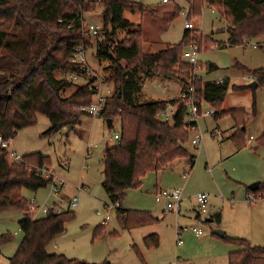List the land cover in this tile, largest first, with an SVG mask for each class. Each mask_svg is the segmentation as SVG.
<instances>
[{
	"label": "trees",
	"instance_id": "obj_1",
	"mask_svg": "<svg viewBox=\"0 0 264 264\" xmlns=\"http://www.w3.org/2000/svg\"><path fill=\"white\" fill-rule=\"evenodd\" d=\"M188 3L190 19L200 16L206 5L227 23L228 42L216 44L208 39L206 47L225 50L243 45L249 39H264V0H188ZM99 5L104 10L105 40L99 44L97 56L111 62L113 77L109 83L114 85L99 118L121 122L120 141L105 152L103 188L110 203L118 205L121 229L132 231L160 220L151 212L124 209L122 203L126 192L140 189L148 173L164 171L178 161L188 160L191 169L195 166L196 157L187 149L191 138L186 120L187 105L180 99L143 105L134 102V91L145 78L177 79L184 85V91L188 90V77L178 70L188 69L182 56L190 43L196 41L192 39V31L186 30L174 47L150 54L144 52L142 31L135 30L137 26L124 17L127 10L154 12L139 3L125 0H0V137L4 141L14 140L20 131L35 126L39 115L51 123V129L43 135L49 137L78 125L80 118L87 115L81 108L94 102L96 92L83 86L72 96L64 97L73 83L66 78L57 79L56 74L66 77L71 73H86V69L72 60L77 48H88L84 41V14L94 12ZM119 31L126 32L128 38L114 44ZM261 49L264 52V47ZM236 68L252 74L259 84L258 89L264 88V68L254 71L240 65ZM217 70L214 64L208 66V73ZM141 73L145 77H141ZM193 88L200 114L207 105L214 110L212 118L216 121L230 117L235 124L232 140L239 150L246 148L247 124L256 113L255 100L251 114L245 108L224 110L223 105L230 90L250 91L249 86L232 85L230 79L225 78L221 82L197 79ZM169 106L177 107L173 122L159 121L157 116ZM256 145L264 148V133L256 140ZM9 157L10 152L0 148V214L17 210L25 216L19 224L24 239L9 264H89L47 252L55 240L66 234L68 224L75 218L73 211L56 213L50 209L44 217L33 219L29 213L30 203L19 196L23 190L37 193L52 184L53 177L45 178L40 172L51 169V158L38 152L22 156L19 164L10 163ZM258 187L256 192L247 191L263 198L264 183H259ZM215 222L221 224V215ZM102 235L103 229H100L95 238ZM221 239L237 247L229 255V264H264V247L252 246L245 239L229 236ZM10 240V235L1 237L2 243ZM144 243L148 249H157L160 238L153 234L146 237Z\"/></svg>",
	"mask_w": 264,
	"mask_h": 264
},
{
	"label": "rangeland",
	"instance_id": "obj_2",
	"mask_svg": "<svg viewBox=\"0 0 264 264\" xmlns=\"http://www.w3.org/2000/svg\"><path fill=\"white\" fill-rule=\"evenodd\" d=\"M127 1L137 2L149 10H154L145 13L127 10L124 15L127 21L137 26L135 30L142 31L145 53H156L180 43L187 22L200 31L199 35L193 32L192 39L196 41L190 45H200L199 63L202 69L196 70L187 65V70H178L181 75L188 77L187 82L192 75H196L198 80H201L202 76L204 82L229 78L232 85H249L252 81L248 77L244 80L245 75L236 68V64L252 70L264 68V52L261 49L264 47V39H249L243 45L225 50L215 46L206 47L208 39L217 41L216 44L226 43L229 39L226 21L209 6L205 5L200 16L190 19L188 0H167L166 4L163 0ZM176 7H181L183 13L173 18ZM103 11V7L99 5L94 12L84 14V41L88 44L90 75L73 82L72 87L65 91L64 97L72 96L79 88L93 80L102 87L103 95L110 96L114 91V85L109 83L113 76L112 64L109 60L103 61L97 56L99 44L105 40ZM91 25L101 29L99 41L91 39L86 33V27ZM126 37V32L119 31L114 44L122 42ZM187 50L189 46L185 49ZM209 63L217 65L219 70L207 74L206 66ZM123 65L125 66L124 63ZM142 74L141 77L144 76ZM56 77L59 80L67 79V76L59 74H56ZM182 90L183 84L177 79L145 78L134 91V102L143 105L175 100L181 96ZM250 91L230 90L223 109L246 108L252 113L253 92ZM256 95L262 104L264 90L259 88ZM212 110L207 105L203 107V111ZM252 121L255 128L259 121ZM113 122L110 127L108 120L104 118L84 115L78 125L47 137L43 135L51 129V123L45 116L39 115L37 124L20 131L8 150L11 152L13 149L20 156L40 152L51 158L50 170L58 182H64L62 192L65 204H58L61 210H70L73 199L79 200L78 208L72 210L75 218L68 224L66 234L48 247L49 254H62L69 259L89 264H229V252L226 254L222 251H230L232 246L220 237H213L216 230L226 233L229 237H233L235 233L242 237L252 235L255 242L264 245V199L258 198L251 203L248 197L254 199V196L247 193V188L255 184L249 183L252 178H259L258 180L264 182V148L257 154L250 151L248 144L246 148L239 150L235 142L230 140L235 132V124L230 117L218 121L212 117L198 119V127L196 132L191 133L188 144L191 154L197 157L193 169L188 160L178 161L164 171L148 173L142 180L140 189L126 193L123 208L151 212L160 221L141 230H122L117 210L110 203L103 188L105 152L107 147L113 148L117 145L114 137L121 133L120 120L114 119ZM214 132L215 136L212 135ZM222 132L225 137H221ZM196 134L202 136L199 147L192 144ZM222 139L224 143L221 142ZM8 160L10 163L13 161L11 156ZM160 190L168 193L177 190L182 192L179 213L169 210L168 201L157 202L156 196ZM200 194L208 195L210 204L208 213L201 214L199 220L197 218L200 213L196 209L195 199ZM19 196L29 203L35 201L38 216L43 215L44 208L59 201V197L52 196V184L37 193L23 190ZM107 205L112 208V219L104 227L101 224L110 211ZM220 211L223 218L219 229L217 223H208L206 220ZM24 217V214L17 210L0 214V264H9L23 242L24 234L19 224ZM192 228H200L205 235L197 238L191 231ZM100 229H103V235L95 238ZM155 233L160 236L159 248H146L143 238ZM4 235H10L11 240L2 243L1 237ZM208 239L210 241H206Z\"/></svg>",
	"mask_w": 264,
	"mask_h": 264
},
{
	"label": "built area",
	"instance_id": "obj_3",
	"mask_svg": "<svg viewBox=\"0 0 264 264\" xmlns=\"http://www.w3.org/2000/svg\"><path fill=\"white\" fill-rule=\"evenodd\" d=\"M164 3H167V0H164ZM186 30H190L192 32H196L197 35L200 34V31L194 27L193 24L187 22L186 24ZM199 32V33H198ZM86 33L89 35L91 39H95L96 41H99L101 38V29L97 26H87L86 27ZM201 51L200 45L197 43H193L192 45L189 46V50L185 51L182 56V60L187 63L188 66H190L193 69L196 70H201V64L199 63V53ZM72 63L76 65H81L83 69H86V73L84 75L76 74V73H71L67 76V79H70L71 83L78 81L80 77H87L90 75V69L88 68V60H87V48L85 46H81L76 49V54L74 55V58L72 60ZM197 81L196 75H192L190 78L188 84L189 88L188 90L184 91L183 94L180 97V100L183 101L184 104L187 105L188 107V114H187V123L190 125L189 131L190 133L196 132L197 127L193 126L194 123H197L198 119L200 117L203 118H209L212 117L214 114V111H202L201 114L199 112L198 106L195 104V97H196V92L193 88V84ZM93 82V83H91ZM89 84L85 85L84 87H88L89 90H94L96 92L94 96V102L87 107L81 108V110L87 114L90 117H99L102 111L105 109L106 105V100L109 97V95L105 96L102 94V87L96 84V82L91 81ZM110 94V93H108ZM177 113V107L174 106H169L166 110L161 112L158 116L157 119L159 121H168V122H173L174 117ZM115 140L118 142L120 141V134L115 135ZM13 140L10 141H4L2 137H0V148L5 149V150H10V147H12ZM202 143V136L199 134L195 135V138L192 140V144L196 147H199ZM10 156L12 157V162L15 163H22V156H20L16 151L12 149L10 152ZM40 172L45 178L53 177V182H52V196L54 197H59V203L60 205L64 204V194L62 190L64 189V182H58L57 179L54 176V173L51 170L47 169H41ZM251 194V193H250ZM254 196V199L252 197H248L249 202H255L258 198L264 199V197H258ZM157 202H161L163 200L168 201V208L170 211H176L177 213L180 212L181 210V204H182V192L180 190L174 191L173 193H168L166 191H159L156 196ZM196 201L198 204V210H199V217L198 219L200 220L201 214L206 215L208 213V208L210 204V197L206 194H200L196 197ZM79 205V200L77 198L73 199V201L70 204V209L74 210L78 208ZM114 208L117 210L118 205H113ZM53 207H47L44 208L42 213L45 216L50 209ZM37 207L35 205V201H32L29 204V213L32 216L33 219H37L39 214H37ZM107 209H110L109 213L107 214V217L103 220L101 226L106 227L109 222L112 219L111 211L112 208L108 207ZM56 213H61V211H57ZM191 231L195 234L197 238H200L204 235V232L200 228H192ZM181 234V231L179 232V235Z\"/></svg>",
	"mask_w": 264,
	"mask_h": 264
},
{
	"label": "crops",
	"instance_id": "obj_4",
	"mask_svg": "<svg viewBox=\"0 0 264 264\" xmlns=\"http://www.w3.org/2000/svg\"><path fill=\"white\" fill-rule=\"evenodd\" d=\"M127 1V0H126ZM164 1V0H163ZM137 3V2H136ZM166 4V3H165ZM189 4V3H188ZM189 9H190V4H189ZM214 10V9H213ZM215 11V10H214ZM181 13H183V9L181 8V7H176L175 8V10H174V12H173V18H176L177 16H179ZM185 32H186V29H185V31H184V33H183V36H184V34H185ZM213 34L212 35H214V32H212ZM227 33H228V30H227ZM229 34V33H228ZM183 36H182V38H183ZM208 37H211V36H208ZM128 37H126V38H124V40L125 39H127ZM212 38V37H211ZM229 38H230V35H229ZM213 39V38H212ZM214 40V39H213ZM229 40V39H228ZM261 40V39H260ZM146 41V40H145ZM153 41H159V40H153ZM215 41V40H214ZM217 42V41H216ZM264 42V41H263ZM219 43V42H218ZM227 43V42H226ZM147 44V43H146ZM165 44V43H164ZM177 45V44H176ZM206 45V44H205ZM175 46V45H174ZM173 46V47H174ZM166 47H168V46H166ZM168 48H172V47H168ZM167 48V49H168ZM162 50H165V49H161V50H158V52H160V51H162ZM158 52H156V53H158ZM150 54H155V53H150ZM211 64H213V63H209L207 66H206V73L207 74H209L208 73V66L209 65H211ZM215 65V64H214ZM236 65H238V64H236ZM124 66V65H123ZM217 66V65H216ZM240 66H242V65H240ZM218 67V66H217ZM242 67H244V66H242ZM244 68H246V67H244ZM246 69H248V70H250V71H254V70H252V69H249V68H246ZM218 70H219V67H218ZM217 70V71H218ZM92 71V70H91ZM243 73H244V80H246V78L248 77V79H250L251 81H252V83L253 82H255L254 80H253V75L252 74H250V73H248L247 71H244V70H241ZM216 72V71H215ZM213 73V72H212ZM113 77V76H112ZM155 78V77H154ZM201 78H202V80H203V77L201 76ZM147 79H149V78H147ZM225 79V78H224ZM224 79H219V80H211V81H206V82H221L222 80H224ZM251 83V84H252ZM233 85H236V84H233ZM250 85V84H249ZM249 85H247V86H249ZM236 86H246V85H236ZM261 90H264V88H260ZM257 90H259L258 88L256 89V90H252L251 89V91L250 92H252V91H257ZM183 92H184V85H183V90H182V93H181V95L183 94ZM245 92H248V91H245ZM181 97V96H180ZM180 97L179 98H177V99H180ZM252 98H253V102H252V106H253V103H254V100H255V102H256V113H255V115H253V116H251V118H250V120H249V122H248V124H247V139H248V145H249V147H250V151L251 152H253L254 154H257L258 152H259V150L261 149V148H258L257 146H256V140L264 133V100L263 101H261L262 102V104L260 103V98L258 97V95H256V93H253V95H252ZM169 101H172V100H169ZM160 102V101H159ZM246 109V108H245ZM252 111H253V109H252ZM250 113V112H249ZM251 114V113H250ZM253 120V121H252ZM251 121L253 122V123H256V122H258L259 121V123H258V125L257 126H255V128L252 126V123H251ZM113 124H114V122L112 121V126H113ZM197 124V126L196 127H198V122L196 123ZM234 134V133H233ZM212 135L213 136H215L216 135V133L214 132V133H212ZM218 135V134H217ZM221 137H225L224 135V132H222L221 133ZM225 139V138H224ZM224 139H222L221 140V142L222 143H224ZM230 140H232V137H231V139ZM109 147H107V149H108ZM187 149L189 150V148H188V145H187ZM189 152H190V150H189ZM190 154H191V152H190ZM191 155H193V154H191ZM25 156V155H24ZM193 156H195L196 157V155H193ZM196 159H197V157H196ZM175 164V163H174ZM195 164H196V162H195ZM191 167V166H190ZM194 168V167H193ZM168 169V168H167ZM259 178H252V181L251 182H249V183H257V184H259V183H264L263 181H260V180H258ZM253 185V184H252ZM248 189H250V187H248L247 188V190ZM130 191V190H129ZM161 191V190H160ZM128 192V191H127ZM126 192V193H127ZM247 193H248V191H247ZM63 200H65V196L63 197ZM195 201H196V199H195ZM57 202H59V201H56V202H53V204L52 205H50L49 207H53L52 209H54L56 212L57 211H61V213L62 212H65V211H63V210H61L60 209V206L58 205V204H60V203H57ZM64 204H65V202H64ZM182 205V204H181ZM70 209V208H69ZM125 209V208H124ZM196 209H198V204H197V201H196ZM126 210H128V209H126ZM70 211H72V209H70ZM218 215H221V222H222V213H221V211L220 212H217V213H214L213 215H211L212 217H210L209 219H207V220H212L213 222L212 223H216L215 222V218L218 216ZM42 217H44V215H41V216H39L37 219H39V218H42ZM198 219V218H197ZM206 220V221H207ZM217 225H219L218 226V228L220 229V224H217ZM145 228V227H144ZM140 230L141 229H143V228H139ZM139 229H135V230H132V231H136V230H139ZM217 231V230H216ZM235 233V232H234ZM155 234H157L158 236H159V234L158 233H155ZM204 235H205V233H204ZM203 235V236H204ZM213 235H214V233H213ZM148 236H150V235H148ZM148 236H145L144 238H143V241H145V238L146 237H148ZM202 236V237H203ZM216 236V235H215ZM224 236H226V233H224ZM214 237V236H213ZM159 238H160V236H159ZM201 238V237H200ZM220 238H222V237H220ZM233 238H238V239H245V240H247V241H249L250 243H251V245L252 246H256V247H264V245L263 244H261V243H257V242H255L254 241V237L252 236V235H249V236H246V237H242V236H240V235H238V233H235L234 235H233ZM206 241H210L209 239L208 240H206ZM145 244V243H144ZM160 244H161V240H160ZM232 246V248L230 247V251L228 250V251H222V252H225L226 254L229 252V254H228V261H229V255H230V253H232V252H234V251H236L237 250V247H235V246H233V245H231Z\"/></svg>",
	"mask_w": 264,
	"mask_h": 264
},
{
	"label": "water",
	"instance_id": "obj_5",
	"mask_svg": "<svg viewBox=\"0 0 264 264\" xmlns=\"http://www.w3.org/2000/svg\"><path fill=\"white\" fill-rule=\"evenodd\" d=\"M259 84L257 82H253L252 84L249 85V88L252 89V90H256L258 88ZM108 124L110 127H112V120H108ZM258 184L255 183L253 185L250 186V190L252 192H256L258 190ZM206 222L208 223H212L213 221L212 220H207ZM214 235H216L217 237H224V232L220 231V230H217L214 232Z\"/></svg>",
	"mask_w": 264,
	"mask_h": 264
}]
</instances>
